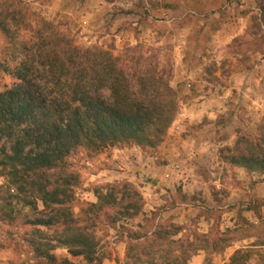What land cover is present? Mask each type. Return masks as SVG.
<instances>
[{
	"label": "trees",
	"instance_id": "1",
	"mask_svg": "<svg viewBox=\"0 0 264 264\" xmlns=\"http://www.w3.org/2000/svg\"><path fill=\"white\" fill-rule=\"evenodd\" d=\"M10 18L20 24L17 11ZM28 27V38L10 40L16 65L4 71L14 82L0 90V177L5 179L0 185V228L7 233L28 228L23 238L36 264H77L59 258L54 253L58 247L82 256L87 264H103L92 230L102 216L114 224L138 215L144 198L128 180L105 182L93 189L97 201L86 202L76 213L78 176L67 159L79 148L92 155L121 143L154 154L179 107L170 83L173 67L153 66L156 56L137 50L115 55L81 47L46 20L38 26L26 22ZM2 29L9 33L6 19ZM263 30L264 2L261 22L253 27L258 43L264 42ZM220 155L264 174V118L255 135L239 131L235 144L223 147ZM260 218L259 225L243 218L241 227L210 236L194 232L173 238L181 231L176 224L161 225L145 237L130 231L124 264H187L200 249L213 256L232 240L250 236L264 244ZM251 254L237 250L232 264H245Z\"/></svg>",
	"mask_w": 264,
	"mask_h": 264
},
{
	"label": "crops",
	"instance_id": "2",
	"mask_svg": "<svg viewBox=\"0 0 264 264\" xmlns=\"http://www.w3.org/2000/svg\"><path fill=\"white\" fill-rule=\"evenodd\" d=\"M71 1L59 0V5L71 10ZM81 1L74 0L77 14L89 22L120 6L131 8L117 14L116 21L134 20L142 30L140 40L150 36L162 43L158 31L144 25H182L174 34L172 55V79L185 95L179 98L182 128L169 127L154 154L136 146L117 149L114 174L105 168L99 172L98 182L128 180L144 198L141 212L124 219L126 228L114 229L112 264L125 262L130 231L151 236L161 225L176 224L181 231L173 238H179L234 230L243 218L259 225L260 216L264 218V174L224 161L220 150L235 144L240 129L253 131L250 123L264 116V53L249 47L257 46L253 27L261 22L264 0ZM124 34L125 40L131 36ZM262 248L258 236L237 238L213 256L200 249L187 264H232L239 249L252 253L245 264H264V256L254 252Z\"/></svg>",
	"mask_w": 264,
	"mask_h": 264
},
{
	"label": "rangeland",
	"instance_id": "3",
	"mask_svg": "<svg viewBox=\"0 0 264 264\" xmlns=\"http://www.w3.org/2000/svg\"><path fill=\"white\" fill-rule=\"evenodd\" d=\"M83 2L84 0L81 1V3ZM71 3L72 5H68V8L72 11L66 10L65 8L62 9V7H60L61 4L59 5V0H0V90L12 85L14 82V78L4 71L6 66L14 67L16 65V59H13L11 56L10 40L20 36L28 38L29 35H32V31L29 27L27 29L24 28L26 22L32 24V26H38L41 24V21L46 20L52 25H55L58 30L68 34V36L74 39L75 43L81 47H97L104 50H111L115 55L124 54L126 52L132 54L137 50L139 51L138 53H142L145 56L154 54L158 63H156L155 60H152L153 66L158 64L159 68L165 67L166 69H169L172 66V55L175 49V42L173 40L174 34L181 30L180 28L182 25L170 24L167 22L158 23L156 26L152 23L151 25H144L146 28L153 27L156 29L158 31V36L161 39L163 38L162 43L157 44V41L150 36H145V39L142 40L139 39V37L142 36V30L138 24H135L134 20L127 19L119 21L117 17L116 21L117 14H124L125 12L130 11L131 8L120 6V8L113 10L115 12L107 11L106 16H104L102 20L97 19L96 21L89 22L90 20L87 17L84 19L89 21L81 20V18H83L82 15L77 14L80 9L75 8L76 5L74 0H72ZM15 11H17L18 16L20 17V24H16L10 18V16L14 15ZM109 13H113L114 16H109ZM4 19H6L8 23L10 29L9 33H6L2 29V22ZM118 33H122V36H116ZM124 33H129L131 36L125 40ZM254 42L253 43L257 46H247L253 48L257 47L262 53H264V42ZM141 67H145L144 62H141ZM170 78L171 86L177 93L179 111V98H184L185 95L182 93L183 89L178 86L179 84L177 85L173 82V73ZM261 120L260 122L257 121V123H250V125H253V127H251L253 131L250 130V128L249 131L243 129L240 130L249 135H255ZM134 146L135 145L121 143L114 146H107L102 152L92 155L88 154L84 148H79L75 153L68 157V164L75 170L78 176L77 186L75 187L76 200L74 203V211L76 213L81 211V208L86 202L97 201L93 189L96 185L105 183L98 182L100 179V170L105 168L110 170L107 171L108 174H114V171L111 170H116L114 167V161L116 162V158L115 160L113 158L115 151L117 149H125ZM4 181L5 179L0 177V185ZM116 228L119 231L126 228V222L124 219H120L118 222L111 224L107 221L105 216H102L98 226L94 227V230H92L98 240V253L99 255L104 256L103 264H112L113 251L110 246L114 241L113 235L116 233L114 230ZM27 229L28 228L19 227L10 231L11 233H7L0 228V264L37 263L31 248L23 238V233ZM49 234L53 235L54 232L49 231ZM254 252L264 256V248L254 250ZM54 253L57 254L59 258L69 257L77 264H87V261L82 256H71L65 247H58L54 250ZM123 263L124 262H121L120 259H118L115 264Z\"/></svg>",
	"mask_w": 264,
	"mask_h": 264
},
{
	"label": "built area",
	"instance_id": "4",
	"mask_svg": "<svg viewBox=\"0 0 264 264\" xmlns=\"http://www.w3.org/2000/svg\"><path fill=\"white\" fill-rule=\"evenodd\" d=\"M183 115H184L183 110L180 108L175 116V119L170 125V127L173 128L174 131H178L182 128V118L181 117H183ZM174 168H177V167H174Z\"/></svg>",
	"mask_w": 264,
	"mask_h": 264
}]
</instances>
